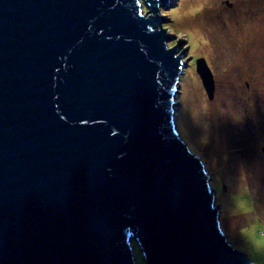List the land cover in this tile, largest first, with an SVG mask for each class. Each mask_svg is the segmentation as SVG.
<instances>
[{
  "label": "water",
  "instance_id": "95a60500",
  "mask_svg": "<svg viewBox=\"0 0 264 264\" xmlns=\"http://www.w3.org/2000/svg\"><path fill=\"white\" fill-rule=\"evenodd\" d=\"M167 3L0 0V264H254L181 133Z\"/></svg>",
  "mask_w": 264,
  "mask_h": 264
},
{
  "label": "rangeland",
  "instance_id": "374dc122",
  "mask_svg": "<svg viewBox=\"0 0 264 264\" xmlns=\"http://www.w3.org/2000/svg\"><path fill=\"white\" fill-rule=\"evenodd\" d=\"M161 9L167 32L189 46L173 105L181 133L221 195L228 240L264 264V0H168ZM198 58L213 72L212 98Z\"/></svg>",
  "mask_w": 264,
  "mask_h": 264
},
{
  "label": "bare ground",
  "instance_id": "6f19581e",
  "mask_svg": "<svg viewBox=\"0 0 264 264\" xmlns=\"http://www.w3.org/2000/svg\"><path fill=\"white\" fill-rule=\"evenodd\" d=\"M254 264H256V263H254Z\"/></svg>",
  "mask_w": 264,
  "mask_h": 264
}]
</instances>
